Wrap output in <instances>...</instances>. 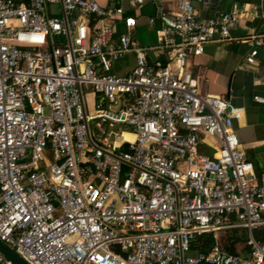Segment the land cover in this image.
I'll use <instances>...</instances> for the list:
<instances>
[{"label": "built area", "instance_id": "2783aa9c", "mask_svg": "<svg viewBox=\"0 0 264 264\" xmlns=\"http://www.w3.org/2000/svg\"><path fill=\"white\" fill-rule=\"evenodd\" d=\"M123 1L0 0V240L30 264H264V172L237 136L242 109L200 94L186 67L233 41L254 64L264 34L232 36L247 8L204 19L169 0L146 46L116 31L136 25ZM232 231L244 253L219 242ZM203 234L207 252L192 247Z\"/></svg>", "mask_w": 264, "mask_h": 264}, {"label": "crops", "instance_id": "0c3cea01", "mask_svg": "<svg viewBox=\"0 0 264 264\" xmlns=\"http://www.w3.org/2000/svg\"><path fill=\"white\" fill-rule=\"evenodd\" d=\"M102 4L111 5L115 0H99ZM169 0H156L142 6L132 1H123L124 18L134 17L136 25L127 28L123 19L114 21L118 33H130L131 37L142 45L156 43V30L161 22V10L167 9ZM194 5L201 18H210L224 11L248 9L241 17L239 24L232 30V36H244L249 29L264 34V0H194ZM256 10V13H253ZM154 18V23H150ZM251 45L248 42H214L205 47L202 54H191L186 59L187 69L195 76L200 94L219 95L238 108L241 115L234 121V127L242 149L254 162L256 170L264 172V103L254 100L255 95L264 96V53L258 56L254 64L246 62ZM170 51L157 54L150 53L149 58H160L166 61ZM132 53L121 57L114 64V72L125 74L135 65ZM205 150H209L203 146ZM237 249V248H236ZM245 246L237 249L244 253Z\"/></svg>", "mask_w": 264, "mask_h": 264}, {"label": "trees", "instance_id": "16d2710c", "mask_svg": "<svg viewBox=\"0 0 264 264\" xmlns=\"http://www.w3.org/2000/svg\"><path fill=\"white\" fill-rule=\"evenodd\" d=\"M118 2V0H115ZM240 243H243V238L237 232L232 231L227 234V237L222 242L223 248L231 253H236V246ZM216 241L212 234H203L197 237L195 243L193 244V249L201 252L209 251Z\"/></svg>", "mask_w": 264, "mask_h": 264}, {"label": "water", "instance_id": "95a60500", "mask_svg": "<svg viewBox=\"0 0 264 264\" xmlns=\"http://www.w3.org/2000/svg\"><path fill=\"white\" fill-rule=\"evenodd\" d=\"M0 253L13 264H30L14 248L0 240Z\"/></svg>", "mask_w": 264, "mask_h": 264}, {"label": "rangeland", "instance_id": "374dc122", "mask_svg": "<svg viewBox=\"0 0 264 264\" xmlns=\"http://www.w3.org/2000/svg\"><path fill=\"white\" fill-rule=\"evenodd\" d=\"M212 151H210V153H211ZM243 236L245 237V235L243 234ZM218 239H219V242L220 243H222L223 241H224V239H225V236H224V234H222V233H219L218 234ZM241 247H243V243H240V244H238L237 246H236V248L237 249H240Z\"/></svg>", "mask_w": 264, "mask_h": 264}]
</instances>
